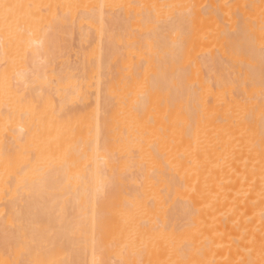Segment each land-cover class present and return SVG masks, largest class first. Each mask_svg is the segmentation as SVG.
I'll list each match as a JSON object with an SVG mask.
<instances>
[{"label": "bare ground", "instance_id": "6f19581e", "mask_svg": "<svg viewBox=\"0 0 264 264\" xmlns=\"http://www.w3.org/2000/svg\"><path fill=\"white\" fill-rule=\"evenodd\" d=\"M0 3V264H264V0Z\"/></svg>", "mask_w": 264, "mask_h": 264}, {"label": "snow or ice", "instance_id": "6c2138e0", "mask_svg": "<svg viewBox=\"0 0 264 264\" xmlns=\"http://www.w3.org/2000/svg\"><path fill=\"white\" fill-rule=\"evenodd\" d=\"M8 7H10V6L9 5H6L4 3H0V8L7 9Z\"/></svg>", "mask_w": 264, "mask_h": 264}]
</instances>
